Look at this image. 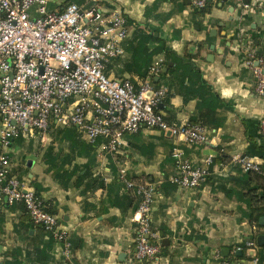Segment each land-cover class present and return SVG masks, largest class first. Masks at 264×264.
Listing matches in <instances>:
<instances>
[{
  "label": "crops",
  "instance_id": "1",
  "mask_svg": "<svg viewBox=\"0 0 264 264\" xmlns=\"http://www.w3.org/2000/svg\"><path fill=\"white\" fill-rule=\"evenodd\" d=\"M182 1L186 4L182 11H178L177 5L170 0H100V7L105 11L120 8L127 17L128 35L122 42L123 47L132 37L134 27L140 24L141 29L165 40L178 53L183 52L185 46L193 53L199 52L196 61L203 77L222 98L234 105L233 111L224 113V125L212 129L208 141L201 145L188 144L165 133L167 138L155 139L156 151L150 160L134 151L132 145L125 149L126 141L125 148L119 147L116 158L100 156L97 147L95 170L106 183L112 179L108 167L112 162L118 168L125 166L132 177L148 176L156 186L150 225L160 235L157 258L132 261L135 250L132 212L119 205H110L106 190L102 188L85 195L80 194L78 187L61 188L46 171L39 149L34 146V138H30L31 150L22 146L23 141L28 140L18 137L6 150L11 157L12 172L22 178L26 187L38 185L40 197L54 211L61 228L66 231L71 243L67 264H223L218 256L224 257L221 253L224 247L229 249L227 256L236 255L242 244L244 251L241 250V255L249 257L251 251L245 243L251 235L257 244L255 252L264 254V250H260L264 245L257 243V236L264 234V224H251L244 216V204L236 197L237 191L247 190L256 181H247L245 172L231 161L234 155H246L249 139L258 141L264 135V95L255 93L256 78L245 63L246 50L263 57L264 0H245L250 3L246 13H241V7L234 0H213L207 6L210 10L207 12L206 7L200 14H193L195 0ZM65 4L66 0H52L47 7L58 10ZM231 6L234 7L232 13L229 11ZM147 8L151 13L146 16ZM31 13L34 14L33 9ZM230 16H233L232 20ZM240 27L248 32L252 43L249 47L242 40ZM158 56L161 55H153L149 62ZM118 58L114 64L116 70L108 74L115 77L117 71L134 82L140 80L133 70H123L130 58L129 52L125 50ZM170 105L176 120L186 122L195 111L196 100L186 101L175 94L170 98ZM204 113L212 119L211 112L206 110ZM160 134V131L150 129L137 136L158 137ZM174 147L180 148L184 157L194 165H203L208 154L213 156L210 174L204 183L196 188H181L169 181L175 173L171 156ZM3 150L0 146V152ZM122 153L125 156L121 158ZM253 159L261 162L258 158ZM120 192L126 193L124 188ZM163 237L167 239L165 246H168L165 254L161 252V247H165L161 245ZM46 239L47 234L31 223L21 203L9 204L3 198L0 204V264L56 262L63 256L62 248L58 244L46 248L43 246ZM40 253L45 256H39Z\"/></svg>",
  "mask_w": 264,
  "mask_h": 264
},
{
  "label": "built area",
  "instance_id": "2",
  "mask_svg": "<svg viewBox=\"0 0 264 264\" xmlns=\"http://www.w3.org/2000/svg\"><path fill=\"white\" fill-rule=\"evenodd\" d=\"M50 1L0 0V146L4 149L0 152V204L3 198L9 204L21 203L31 223L63 241L61 254L68 259L71 243L58 217L47 212L40 195L12 172L6 150L20 132L73 126L89 144H97L100 156L116 158L126 135L154 129L201 145L208 141V129L201 123H168L164 119L158 104L166 88L153 83L164 67L162 56L135 82L106 73V63L125 53L122 42L128 35V20L123 10L105 11L100 0L70 2L49 10ZM234 1L241 13L250 8L245 0ZM194 6L203 8L205 0H195ZM238 30L249 47L252 43L247 30ZM246 51L245 63L256 78L254 91L264 95V59ZM262 131L264 134V123ZM171 156L175 173L170 182L196 188L206 181L211 154L203 165H194L178 147L172 149ZM231 161L244 172H260L259 162L247 155H234ZM118 176L124 191L138 196L131 215L135 224L131 260H153L160 252V235L150 225L156 186L146 176L131 177L125 166L119 168ZM252 230H256L255 225ZM245 244L251 251L248 259L223 264H258L255 238Z\"/></svg>",
  "mask_w": 264,
  "mask_h": 264
},
{
  "label": "trees",
  "instance_id": "3",
  "mask_svg": "<svg viewBox=\"0 0 264 264\" xmlns=\"http://www.w3.org/2000/svg\"><path fill=\"white\" fill-rule=\"evenodd\" d=\"M78 1L79 0H66V3ZM170 1H173L177 5L178 11H182L186 4L185 1L182 0ZM207 6H209V4L205 0V6L203 8L194 7L193 14L204 12ZM149 9L150 8L146 9V16L151 13ZM143 26H146V24L144 23ZM124 48L129 52L130 58L125 63L123 70H133L140 77L145 76L148 67L152 63L149 61L155 54H160L165 59L164 66H167L169 62L173 64L167 67L166 72L160 73L158 81L153 80L156 86H164L166 88L161 110L164 111L163 117L168 123L180 122L173 116L175 112L170 105V98L175 94L180 95L183 100L186 101L196 100L195 111L189 116L186 122L205 125L208 129V134L212 129H217L224 125L226 119L225 112L234 110L232 101L222 98L214 89L213 85L203 77V73L196 61L199 52L193 53L185 46L183 52L178 53L173 50L165 40L158 36H154V33H147L141 29L140 24L134 27L132 37L127 41ZM262 53L264 57V49ZM119 59L120 58H115V61L112 59L106 63L105 71L107 74L111 70H116L114 64H116L115 62L119 61ZM115 77L124 79L121 73H117V71ZM206 110L212 113L213 116L211 120L207 118V114L205 115L204 111ZM47 131H49L50 141L48 145L43 150H39V152L42 161L46 165V171L50 173L52 179L61 188L78 187L82 195H85L89 191L102 188L106 190V196L109 199L110 205H119L129 209L132 213L134 212L138 204V196L131 195L127 192H120V189L124 188V184L118 176L120 167L118 168L112 162L108 163V167L112 173V179L108 183L105 182L100 172L95 170L97 164L96 156L98 154L97 144H89L73 126H51ZM156 138L163 139L167 137L164 132H161L158 137L153 135H148L146 137L137 136V134L126 135V148L123 144L119 147L128 149L127 147L132 145L131 147L136 149L134 151L138 152L147 160H150L156 151V145L154 143ZM22 146L26 147L27 150H31V140L28 139V141H23ZM245 154L249 157L258 158L261 161L259 162L260 172H245V179L247 181H256V183L254 185H249L248 189L245 191H237L236 197L237 200L242 202L245 206V218H247L251 224L258 225L259 218L264 216V135H262L258 141L249 139ZM120 156L122 158L125 154L122 153ZM220 157L223 156L221 155ZM121 158H119L118 161ZM128 175L130 174L128 173ZM19 179L21 180L22 178L19 177ZM259 182L261 184H259ZM32 189L39 195L40 190L37 184H34V188ZM44 205L47 212L54 214V211L47 207L46 203H44ZM22 207L25 210L23 205ZM38 226L47 234V239L43 241V246L49 249L51 246L58 244L62 248V240L54 237L42 226ZM250 238L255 237L251 235ZM239 247L244 251V246L242 244H240ZM167 248L168 246L161 247L162 254H165ZM260 250L263 251L264 247H261ZM257 255L259 259L258 264H264V254L262 255L258 252ZM39 256L44 257L45 255L40 253ZM218 258L222 263L228 261L237 263L241 262V258L248 259V257L246 258L244 255L236 256L235 254L225 257L218 256ZM53 263L67 264V260L64 256H61Z\"/></svg>",
  "mask_w": 264,
  "mask_h": 264
},
{
  "label": "water",
  "instance_id": "4",
  "mask_svg": "<svg viewBox=\"0 0 264 264\" xmlns=\"http://www.w3.org/2000/svg\"><path fill=\"white\" fill-rule=\"evenodd\" d=\"M209 4L210 3H212L213 2V0H206ZM233 6H231L230 7V12L232 13L233 12ZM210 10V7H207L206 8V11L208 12ZM232 18H233V16H230L229 17V19L230 20H232ZM212 23H214V20L212 21ZM223 24V22H221V25ZM212 33V32H211ZM173 64L171 63V62H169L168 63V65L167 66H164L163 68H162V72H166V70H167V67H169V66H172ZM158 79H159V77L157 76L154 80L155 81H158ZM158 107L159 108H162V103H159L158 104ZM12 123L14 124V121H12ZM166 134L167 135H169V132H166ZM28 164H29V162H28ZM259 224L260 225H263L264 224V216H261L260 218H259ZM162 235V234H161ZM257 243H258V245H260V246H262V245H264V234H260V235H258L257 236ZM167 244V239L165 238V237H163L162 238V241H161V245L162 246H165ZM224 251H225V253H224ZM241 250L240 249H237L236 250V255H238V256H240L241 255ZM221 253H222V256H227L228 255V253H229V249L228 248H226V247H224V248H222V250H221ZM119 258H120V256H119Z\"/></svg>",
  "mask_w": 264,
  "mask_h": 264
},
{
  "label": "rangeland",
  "instance_id": "5",
  "mask_svg": "<svg viewBox=\"0 0 264 264\" xmlns=\"http://www.w3.org/2000/svg\"><path fill=\"white\" fill-rule=\"evenodd\" d=\"M120 3L123 4V2L121 1ZM17 137L27 139V140L30 138H34V146L36 147V150L37 149L43 150L50 141L49 131L39 132V131L33 130L32 132H24V133L20 132V134Z\"/></svg>",
  "mask_w": 264,
  "mask_h": 264
}]
</instances>
